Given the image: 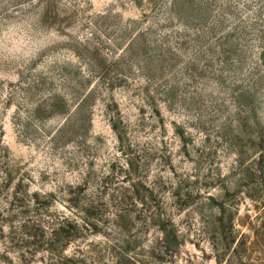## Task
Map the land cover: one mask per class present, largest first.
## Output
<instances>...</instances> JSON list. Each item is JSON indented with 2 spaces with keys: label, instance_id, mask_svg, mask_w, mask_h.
Returning <instances> with one entry per match:
<instances>
[{
  "label": "rangeland",
  "instance_id": "1",
  "mask_svg": "<svg viewBox=\"0 0 264 264\" xmlns=\"http://www.w3.org/2000/svg\"><path fill=\"white\" fill-rule=\"evenodd\" d=\"M21 17L0 264H264V0H0Z\"/></svg>",
  "mask_w": 264,
  "mask_h": 264
},
{
  "label": "clouds",
  "instance_id": "2",
  "mask_svg": "<svg viewBox=\"0 0 264 264\" xmlns=\"http://www.w3.org/2000/svg\"><path fill=\"white\" fill-rule=\"evenodd\" d=\"M34 25L30 17L9 19L0 25V49L6 62L27 65L36 57L41 36Z\"/></svg>",
  "mask_w": 264,
  "mask_h": 264
},
{
  "label": "trees",
  "instance_id": "3",
  "mask_svg": "<svg viewBox=\"0 0 264 264\" xmlns=\"http://www.w3.org/2000/svg\"><path fill=\"white\" fill-rule=\"evenodd\" d=\"M211 199H213V197H211ZM62 227H63V226L60 225V228L55 229V230H54V234H56V233L59 231L58 229H62ZM174 234H175V233H174ZM165 242H166V240L163 241V243H165Z\"/></svg>",
  "mask_w": 264,
  "mask_h": 264
}]
</instances>
